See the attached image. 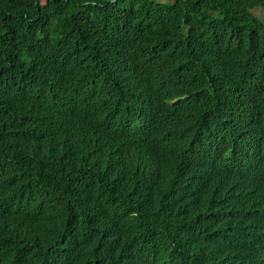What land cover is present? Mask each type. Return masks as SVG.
Instances as JSON below:
<instances>
[{"label":"trees","instance_id":"trees-1","mask_svg":"<svg viewBox=\"0 0 264 264\" xmlns=\"http://www.w3.org/2000/svg\"><path fill=\"white\" fill-rule=\"evenodd\" d=\"M256 9L0 0V264H264Z\"/></svg>","mask_w":264,"mask_h":264},{"label":"bare ground","instance_id":"bare-ground-1","mask_svg":"<svg viewBox=\"0 0 264 264\" xmlns=\"http://www.w3.org/2000/svg\"><path fill=\"white\" fill-rule=\"evenodd\" d=\"M258 152V154L259 155H261V150L259 149V151H257ZM140 158H141V156H140ZM237 161V160H236ZM254 161V160H253ZM259 173H260V171H259ZM262 211H263V208H260V215L258 216V220L259 221H261L262 219H263V217L261 216V213H262ZM251 213L253 214L254 212H252L251 211ZM252 214H251V216H252ZM254 221H255V215H253V219L251 220V222H250V224L252 225V224H254ZM233 240H235L236 239V237L235 238H232ZM228 240H224V242H227ZM230 241H232V240H230ZM214 246H215V244H213ZM226 245V243L225 244H223V246H225ZM232 250H233V248H232ZM260 251H261V248H260ZM233 254L236 256V254H235V250L233 251ZM262 255V253L260 252V256ZM253 257V256H252ZM262 258L263 257H261V259H260V257H259V259H260V262H261V260H262ZM260 264H263V263H260Z\"/></svg>","mask_w":264,"mask_h":264},{"label":"rangeland","instance_id":"rangeland-1","mask_svg":"<svg viewBox=\"0 0 264 264\" xmlns=\"http://www.w3.org/2000/svg\"><path fill=\"white\" fill-rule=\"evenodd\" d=\"M158 1H162V2H167V0H158ZM253 13L259 17L260 19H264V11H259L258 9L254 10Z\"/></svg>","mask_w":264,"mask_h":264}]
</instances>
